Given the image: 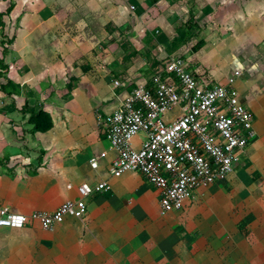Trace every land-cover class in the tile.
I'll use <instances>...</instances> for the list:
<instances>
[{"label": "crops", "instance_id": "1", "mask_svg": "<svg viewBox=\"0 0 264 264\" xmlns=\"http://www.w3.org/2000/svg\"><path fill=\"white\" fill-rule=\"evenodd\" d=\"M12 2L6 12L10 0H0V205L53 211L82 183L108 189L51 229L0 227V264H264V0ZM182 7L201 27L183 46L202 45L167 54L187 28L168 33L165 17ZM172 54L234 88L255 136L224 180L163 212L140 173L111 174L116 151L97 114H112ZM39 110L44 131L27 120Z\"/></svg>", "mask_w": 264, "mask_h": 264}, {"label": "built area", "instance_id": "2", "mask_svg": "<svg viewBox=\"0 0 264 264\" xmlns=\"http://www.w3.org/2000/svg\"><path fill=\"white\" fill-rule=\"evenodd\" d=\"M176 108L179 112L170 115ZM97 121L105 125L116 151L111 174L140 173L159 189L163 212L183 208L199 186L224 180L255 136L253 116L237 91L195 76L179 54L170 55L149 81L137 82L112 114H97ZM90 163L96 166L93 159ZM107 189L104 182L82 183L78 199H67L53 211L22 214L0 205V227L36 222L51 229L83 212L90 193Z\"/></svg>", "mask_w": 264, "mask_h": 264}, {"label": "trees", "instance_id": "3", "mask_svg": "<svg viewBox=\"0 0 264 264\" xmlns=\"http://www.w3.org/2000/svg\"><path fill=\"white\" fill-rule=\"evenodd\" d=\"M155 2L157 0H150ZM13 2L10 0V6L7 8L6 12L12 7ZM2 17L3 14L0 13V26L2 25ZM187 22V31L183 34H180L174 37L166 49L167 54H171L176 51L181 45L188 44L192 38H195L199 35L201 27L194 21L193 13L191 8L188 10V16L186 19ZM183 25V24H182ZM202 45L201 41H197V43L191 48L193 52H195ZM156 64L160 61L155 60ZM162 61V60H161ZM1 63V61H0ZM30 112V116L27 119L30 124L33 125L34 131H44L50 125V119L46 112L39 110L37 113Z\"/></svg>", "mask_w": 264, "mask_h": 264}, {"label": "rangeland", "instance_id": "4", "mask_svg": "<svg viewBox=\"0 0 264 264\" xmlns=\"http://www.w3.org/2000/svg\"><path fill=\"white\" fill-rule=\"evenodd\" d=\"M163 6V4H162ZM163 7H159V9L161 10ZM162 12V11H161ZM164 13H167V12H164ZM183 14V7L182 8H176V9H173L172 12L170 13V15H168V17H165L166 18V22H167V27H168V33L171 31V30H174V27L177 28V33L180 31V29H186V25H187V22L185 21L186 20V16L184 17V14ZM181 17V18H180ZM183 24V25H182ZM183 31V30H182ZM184 45V44H183ZM181 45L179 48H185L187 49L188 51H190V49L193 47V45L189 48L188 45H185L183 46ZM188 47V48H187ZM178 48V49H179ZM185 50V53L184 55H187L188 54V51ZM192 50V49H191ZM175 52H178L177 50ZM174 53V52H173ZM232 79V78H231ZM233 80V79H232Z\"/></svg>", "mask_w": 264, "mask_h": 264}]
</instances>
